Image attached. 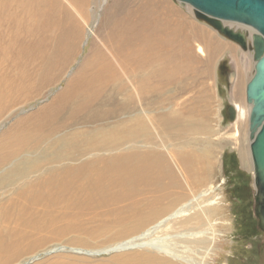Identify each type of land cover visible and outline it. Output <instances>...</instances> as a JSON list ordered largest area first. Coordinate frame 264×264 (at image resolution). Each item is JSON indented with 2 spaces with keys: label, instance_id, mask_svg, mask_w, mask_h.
<instances>
[{
  "label": "bare ground",
  "instance_id": "1",
  "mask_svg": "<svg viewBox=\"0 0 264 264\" xmlns=\"http://www.w3.org/2000/svg\"><path fill=\"white\" fill-rule=\"evenodd\" d=\"M89 1L0 0V120L20 101L54 84L75 60L83 34L76 13L87 18ZM137 2L113 0L104 14V21L111 24L100 29L107 49L93 41L51 104L14 121L0 134V264L24 257L33 249L27 243L43 231L58 238L70 234L66 238L71 241L127 237L111 250L152 245L184 264H204L155 240L144 241L190 207L186 203L172 211L181 196L169 189L181 185L165 154L154 145L145 118H150L147 109L168 106L172 87L185 88L189 77L183 72L192 57L182 16L175 18L163 0ZM116 14L121 16L115 18ZM222 49L220 43L215 52ZM235 107L242 119L246 114ZM187 111L189 115L169 112L164 122L186 131L185 147L191 145L190 149L182 151L185 156H173L190 162L196 171L205 153L196 155L192 147L202 141L201 133L211 131L198 116L206 118L205 112ZM140 143L152 150H142ZM240 153L245 162L244 150ZM201 233L186 231L172 237L186 242ZM132 259L137 260L134 264H181L151 254Z\"/></svg>",
  "mask_w": 264,
  "mask_h": 264
},
{
  "label": "rangeland",
  "instance_id": "2",
  "mask_svg": "<svg viewBox=\"0 0 264 264\" xmlns=\"http://www.w3.org/2000/svg\"><path fill=\"white\" fill-rule=\"evenodd\" d=\"M137 1L139 2L135 0ZM163 1L173 8L175 18L182 16L185 21L183 32L189 42L192 58L187 62L189 68L183 74H188L189 80L185 88L180 91H175L172 87L168 93L172 96L168 106L150 112L145 106H140V110L147 109L150 118L145 120L147 119L146 125L151 129V134L155 136L154 145L165 154L167 164L181 185L179 188L175 186L169 189L172 194L181 196L172 211L186 203L190 207H187L182 215L169 220L144 241L153 244L151 241L155 240L162 247H173L174 250H180L181 254L188 255L197 262L202 261L204 264H264V225L258 210V192L250 151V104L246 95L247 84L255 70L252 43L246 48L242 47L238 42L220 33L209 22L197 18L195 9L190 4L177 0ZM112 2L113 0H90L85 19L80 18L76 13L83 34L75 60L54 84L17 103L5 115L6 117L0 120V134L16 121L36 114L50 105L82 63L86 53H89L93 41L107 49L101 42L104 35L100 29L111 24L110 20L104 21V14ZM114 16L117 18L121 14ZM222 23L226 24L225 26L232 24L249 36L251 33L252 36L259 34L252 26L243 23L225 20ZM250 27L253 31H250ZM196 33L207 37L208 42L205 43ZM220 43L223 44V49L220 53H216V46L218 47ZM199 47L202 49L200 50ZM15 70V68L11 69V71ZM156 78L157 81L160 80L158 76ZM168 78L174 82L179 80V77L168 76ZM236 105L246 114L242 119L237 116V109L234 119L228 115L230 106ZM188 109L190 111L201 109L205 112L206 118L198 116L203 118L202 122L212 132L201 133L202 141L196 147H192L196 155L205 153L204 162L195 165L196 171L191 170L193 166L190 162L182 163L173 156L181 153L185 156L182 151L187 152L190 149L191 145L187 144L188 148L185 145L188 143L183 135L186 131L179 127L173 128L164 122V118L171 115L169 112L177 113L178 110L189 115ZM141 113L145 117L142 111H138V114ZM151 119L155 122L153 123ZM139 145L144 151L152 150L143 143ZM240 150H244L246 154L245 162L242 160ZM206 167L209 168L203 175L202 172ZM166 178L169 180V176ZM204 192L205 195H200ZM172 211L162 214L158 220ZM186 231L204 232L199 234L196 240H207L208 243L193 242L196 241L194 237H190L186 242L184 239L182 241L172 237ZM40 236L41 240L38 239ZM68 236L70 234L58 238L51 231H43L33 237L34 241L27 243L33 249L11 264H124L125 261L134 264L137 260L132 258L141 254L161 256L184 264L182 261L174 260L176 258L170 254L151 248L152 245L128 250H111L118 246L120 241L128 239L127 237L116 241L101 239L71 241L66 238ZM208 247L210 249L207 252ZM128 258L129 260H125Z\"/></svg>",
  "mask_w": 264,
  "mask_h": 264
},
{
  "label": "water",
  "instance_id": "3",
  "mask_svg": "<svg viewBox=\"0 0 264 264\" xmlns=\"http://www.w3.org/2000/svg\"><path fill=\"white\" fill-rule=\"evenodd\" d=\"M190 4L197 18L209 22L220 33L248 46L244 31L235 30L222 21H235L252 26L259 34L252 36L255 70L247 84L246 95L252 104L249 117L250 151L254 165L255 184L258 192V210L264 225V0H177ZM231 118L236 114L235 106H230Z\"/></svg>",
  "mask_w": 264,
  "mask_h": 264
},
{
  "label": "flooded vegetation",
  "instance_id": "4",
  "mask_svg": "<svg viewBox=\"0 0 264 264\" xmlns=\"http://www.w3.org/2000/svg\"><path fill=\"white\" fill-rule=\"evenodd\" d=\"M231 28H233V27H231ZM234 29H235V28H234ZM245 34H246V36H247V42H248V44H250V43L252 42V38H250L249 35H248L247 33H245ZM238 44H239V43H238ZM228 115H229V116H232L230 110L228 111Z\"/></svg>",
  "mask_w": 264,
  "mask_h": 264
},
{
  "label": "crops",
  "instance_id": "5",
  "mask_svg": "<svg viewBox=\"0 0 264 264\" xmlns=\"http://www.w3.org/2000/svg\"><path fill=\"white\" fill-rule=\"evenodd\" d=\"M191 50V49H190Z\"/></svg>",
  "mask_w": 264,
  "mask_h": 264
}]
</instances>
